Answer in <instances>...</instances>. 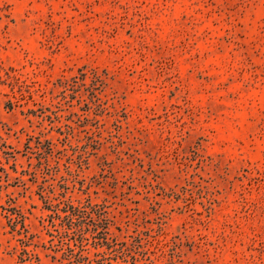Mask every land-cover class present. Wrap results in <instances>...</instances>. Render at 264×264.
<instances>
[{"label":"rangeland","instance_id":"obj_1","mask_svg":"<svg viewBox=\"0 0 264 264\" xmlns=\"http://www.w3.org/2000/svg\"><path fill=\"white\" fill-rule=\"evenodd\" d=\"M0 64L25 82L14 114L0 87L24 206H80L89 264H264V0H0Z\"/></svg>","mask_w":264,"mask_h":264},{"label":"trees","instance_id":"obj_2","mask_svg":"<svg viewBox=\"0 0 264 264\" xmlns=\"http://www.w3.org/2000/svg\"><path fill=\"white\" fill-rule=\"evenodd\" d=\"M2 85H8L12 92V97L9 98L5 103V109L10 113H16L15 110L17 106H23L20 102L21 99L25 98L24 87L25 82L20 81V78L16 75H11L9 71L5 70L4 67L0 64V87ZM5 96H9L10 93H4ZM30 111L26 112L21 109L23 115L28 116ZM11 129V128H10ZM25 133V129L21 128L20 130L15 131L17 138H20V134ZM28 139L25 142V150H18L17 153L22 152V154L27 155L28 151L32 149L30 143V134L27 133ZM3 140V137H0ZM8 148H13L6 143L2 142L0 145V157L6 156V162L10 163V158L14 159V163L11 165L15 174L11 172L4 166L3 160L0 159V170L5 173L6 181L14 180L12 184L17 187H21V191H7L5 203L1 205L3 215L7 219V225L9 226L6 231L7 234H10L8 242L10 243L11 252L17 255V264H45L43 262L42 253L47 257H52L53 260H57L59 264H82L86 262L89 264L92 262L89 256L84 255L83 251L87 245L89 237L87 232L83 229L74 231L76 237L74 239L75 246L80 247V251L75 252V248L71 242V233L68 228L72 229L73 225L79 227L81 226V220H75L74 216L81 217L80 206L75 205L72 201L65 202L63 206L62 202L55 203L49 195H46L45 189L43 186H39L38 194L40 199L43 200V205L40 207L41 213L35 214L34 208H38L37 204H30V207L25 208L24 204H28L27 199H32V195L29 194L31 186L28 185V182L25 178L26 175L36 176L38 173L37 165L34 166L32 163H29L28 167L21 165V169L17 166V156L14 151L8 150ZM42 164V161L39 162ZM34 183L36 181H33ZM11 183H2V177L0 175V194L4 189H8ZM24 199V203L20 200ZM48 212H45V211ZM34 215L38 219V225L33 226L32 223H29L28 220L31 219V216ZM61 221V222H58ZM67 226V227H66ZM35 227L36 231H33L32 228ZM54 228V229H53ZM57 231V235L54 234V231ZM58 240L56 241V238ZM107 242V241H106ZM101 244V243H98ZM109 247L108 243H103ZM60 253V255H59Z\"/></svg>","mask_w":264,"mask_h":264}]
</instances>
